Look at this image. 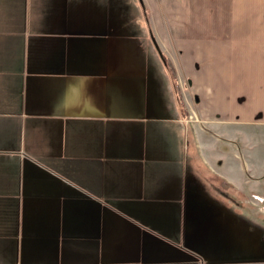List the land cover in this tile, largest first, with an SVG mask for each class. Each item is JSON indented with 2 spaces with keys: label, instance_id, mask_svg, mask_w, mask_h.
I'll use <instances>...</instances> for the list:
<instances>
[{
  "label": "crops",
  "instance_id": "obj_1",
  "mask_svg": "<svg viewBox=\"0 0 264 264\" xmlns=\"http://www.w3.org/2000/svg\"><path fill=\"white\" fill-rule=\"evenodd\" d=\"M262 195L264 0H0V264H264Z\"/></svg>",
  "mask_w": 264,
  "mask_h": 264
},
{
  "label": "rangeland",
  "instance_id": "obj_2",
  "mask_svg": "<svg viewBox=\"0 0 264 264\" xmlns=\"http://www.w3.org/2000/svg\"><path fill=\"white\" fill-rule=\"evenodd\" d=\"M171 55L173 56V53ZM171 55H170V52L169 51H166L165 54L163 52H160L159 57L160 58H164L167 61L170 58H172ZM175 55H177V52H176ZM176 58H178V56H176ZM171 60L173 61V58ZM167 66H170L169 63L166 64V68H168ZM181 89H182V91L184 89H187V83H185V84L184 83H181ZM255 197H257V196H255ZM260 198H261L262 204L264 205V195H262ZM229 214H231V216H230L231 224L238 225L236 222H233L235 220V217H234V215H232V214H238V212H236L235 210H231V212ZM262 219H264V215L263 214H262ZM238 227L231 225V228H230V226H228V229L227 230H226V227H224V231L221 232V234L224 237H228V239H225L224 240V245H225V248H227L232 254L233 253L234 254H238V252H239L238 245L239 246L243 245V240L240 239L241 236H244V235H245L244 237H248V236H252L253 237V236H255L256 238L262 237V236L264 237V222H263V226H262V229L261 230H255L254 231L253 228H249V227L243 229L239 225H238ZM243 239H246V238H243ZM228 240H229V243L226 244V242ZM159 244H160L159 247H161L164 243H159ZM146 245H148L150 248H152V245H154V244H152L151 242H149ZM165 246H164V248H167V247H170L171 245L169 243H165ZM249 246H250V244H247V247H249ZM263 248H264V244H263ZM164 261H166V260H164ZM164 261L162 263H164ZM186 261L187 262H191L189 260H186Z\"/></svg>",
  "mask_w": 264,
  "mask_h": 264
},
{
  "label": "built area",
  "instance_id": "obj_3",
  "mask_svg": "<svg viewBox=\"0 0 264 264\" xmlns=\"http://www.w3.org/2000/svg\"><path fill=\"white\" fill-rule=\"evenodd\" d=\"M193 116H194V114H193ZM194 117H195V116H194ZM257 199H258V201L262 202V201H261V198H258V197H257Z\"/></svg>",
  "mask_w": 264,
  "mask_h": 264
},
{
  "label": "trees",
  "instance_id": "obj_4",
  "mask_svg": "<svg viewBox=\"0 0 264 264\" xmlns=\"http://www.w3.org/2000/svg\"><path fill=\"white\" fill-rule=\"evenodd\" d=\"M173 73H174V71H173ZM174 75V74H173Z\"/></svg>",
  "mask_w": 264,
  "mask_h": 264
}]
</instances>
